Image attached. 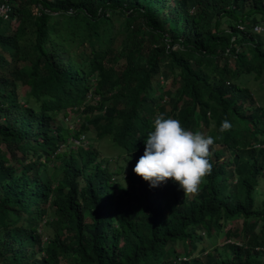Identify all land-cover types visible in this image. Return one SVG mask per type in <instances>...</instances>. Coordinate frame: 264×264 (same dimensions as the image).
<instances>
[{
  "label": "trees",
  "instance_id": "obj_1",
  "mask_svg": "<svg viewBox=\"0 0 264 264\" xmlns=\"http://www.w3.org/2000/svg\"><path fill=\"white\" fill-rule=\"evenodd\" d=\"M0 4V264H264V0ZM158 113L216 140L196 194L133 171Z\"/></svg>",
  "mask_w": 264,
  "mask_h": 264
},
{
  "label": "clouds",
  "instance_id": "obj_2",
  "mask_svg": "<svg viewBox=\"0 0 264 264\" xmlns=\"http://www.w3.org/2000/svg\"><path fill=\"white\" fill-rule=\"evenodd\" d=\"M152 126L154 130L147 135L144 154L133 168L134 173L152 188L173 180L185 196L196 194L203 179L212 172L209 157L215 138L185 130L179 120L165 118L163 113L155 116ZM230 129L231 123L225 119L218 131Z\"/></svg>",
  "mask_w": 264,
  "mask_h": 264
},
{
  "label": "rangeland",
  "instance_id": "obj_3",
  "mask_svg": "<svg viewBox=\"0 0 264 264\" xmlns=\"http://www.w3.org/2000/svg\"><path fill=\"white\" fill-rule=\"evenodd\" d=\"M249 5L247 4L246 5V10H248L249 9ZM213 14H215L214 12H212V13H209V16H212ZM215 20V19H214ZM116 28H118V26L116 25ZM212 29H214V24H212ZM259 31V33H261L262 31H264V28L263 27H261V30L259 29L258 30ZM262 35H263V40H264V33H262ZM6 57H7V59L8 60H11V57H10V54H6ZM3 74V71H0V76ZM160 81H158V82H161V78L159 79ZM165 87H166V89H170L171 87H170V82H168V83H165V85H164ZM257 89H260V87H258ZM261 94L263 95L264 94V91L262 90L261 91ZM22 95H23V97L24 96H29L30 95V93H29V89L28 88H25V89H23L22 90ZM35 102V101H34ZM35 106L37 105L36 103L34 104ZM59 118H64V115L63 114H61L60 115V117ZM69 119H70V116L68 117ZM68 119V120H69ZM66 120V119H65ZM71 121H73V124L70 126V128L71 127H73V129H74V131H77V128L79 129V126L85 121V116H78V117H75L73 120H71ZM68 122H70V121H68ZM72 129V130H73ZM203 133L204 132H206V130L205 129H203V131H202ZM74 139H72L71 140V142L73 141ZM97 140V138H96V136H95V134H91L90 136H88V139H87V142L89 143V142H95ZM71 145V144H70ZM72 146V145H71ZM212 150H213V148H211ZM99 150H101V155H102V157H111L112 155L113 156H115V158L117 157V156H119V150L118 149H116L113 145H111V143L109 142V141H107V140H103V141H100V148H99ZM123 155V154H122ZM122 155L120 156L121 158H122ZM35 159V158H34ZM33 159V160H34ZM119 165H124V163L122 162V161H118V163H117V161H115V162H112L111 163V168H112V170H114L115 168H119V167H121V166H119ZM18 166V165H17ZM128 169H129V167H128V165H126L125 166V169L124 170H122L121 172H120V175H118V176H116V178L119 180V182H120V184H123V185H126V180H125V177L128 175ZM56 171V170H55ZM54 171L52 170V166H49V168H48V170H47V175H50V173L52 174ZM258 201L259 202H262V201H264V180L262 181V186H261V189H260V193H259V195H258ZM50 213H52V212H50ZM54 217V215L53 214H51L50 215V219L51 218H53ZM87 221H90V219H88ZM240 223H242V221H239V223L237 224V225H239ZM231 225V224H230ZM232 225H235V223L233 224L232 223ZM236 226V225H235ZM227 228V227H226ZM226 228H225V230H226ZM229 228V227H228ZM46 232H48L47 234L49 235V236H51L52 234H54L55 233V231H54V229L52 230V229H47V231ZM4 233V231L2 230V231H0V236L2 237V234ZM65 234H66V232H64L62 235L63 236H65ZM262 237H264V235L262 236ZM223 240L224 239H220L219 240V243H222L223 242ZM205 242H206V239H205ZM70 259H67V258H63L62 260H61V264H74V263H72L71 262V260L74 258V257H76V255H75V253H71L70 254ZM263 258H264V256H263Z\"/></svg>",
  "mask_w": 264,
  "mask_h": 264
},
{
  "label": "built area",
  "instance_id": "obj_4",
  "mask_svg": "<svg viewBox=\"0 0 264 264\" xmlns=\"http://www.w3.org/2000/svg\"><path fill=\"white\" fill-rule=\"evenodd\" d=\"M0 16L1 17H4V18H7L8 17V15H7V9L5 8V5H1L0 4ZM261 30V26H257L256 28H255V32L256 33H259V31L258 30ZM77 144H78V142H76Z\"/></svg>",
  "mask_w": 264,
  "mask_h": 264
}]
</instances>
